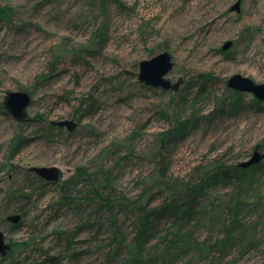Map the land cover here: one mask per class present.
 <instances>
[{
    "label": "rangeland",
    "instance_id": "1",
    "mask_svg": "<svg viewBox=\"0 0 264 264\" xmlns=\"http://www.w3.org/2000/svg\"><path fill=\"white\" fill-rule=\"evenodd\" d=\"M235 1L0 0V227L11 245L0 264H125L134 201L155 182L160 147L169 183L264 149V101L225 82L235 73L264 81V0L230 10ZM163 50L173 61L167 76L182 79L176 91L137 81L138 62ZM9 90L31 96L26 119L5 110ZM60 119L76 127L50 123ZM41 165L59 167L60 179L27 170ZM240 175L243 193L234 179L214 182L196 214L179 220L194 247L177 264H264V160ZM236 194L245 197L244 234L207 255L201 243L229 223L225 204ZM13 212L17 223L5 218ZM168 217L144 250L162 248L175 229Z\"/></svg>",
    "mask_w": 264,
    "mask_h": 264
},
{
    "label": "trees",
    "instance_id": "2",
    "mask_svg": "<svg viewBox=\"0 0 264 264\" xmlns=\"http://www.w3.org/2000/svg\"><path fill=\"white\" fill-rule=\"evenodd\" d=\"M90 105L93 104H89L88 111L91 109ZM164 148L165 145L160 147L155 153L154 162L156 170L153 178L155 182L147 184L140 194V197L134 201L136 211L134 214V225L136 231L131 240L124 242V247H126L128 252L124 259L125 264H168L170 262V264H177L176 259L178 256L181 257L192 251L194 247L191 231L186 230L184 232L181 229L182 222L180 223L179 220L183 218L190 220L196 214L197 208L200 207L198 205L199 197H206L209 187L214 182L216 183L222 179L225 183L226 181L230 182V180L232 181L234 179L235 193H243V182H241L243 180L237 176L249 167H239L236 164L225 165L216 163L214 170H206V167L198 164L191 168V171L195 175L196 173L199 174L198 177L192 175L190 176L192 179L169 183L167 179L169 163L165 161V157L163 156ZM38 179L41 180L40 178ZM155 187L156 190L153 191ZM96 194L98 195L99 192L96 191ZM239 194H236V197L232 198L230 203L225 204L227 209L226 214L229 213L230 219L229 223L221 225L218 238L204 240L201 243L202 248L207 249V255L209 252L224 254L230 245L239 238V235L244 234L245 230L240 218V212L245 204V197L243 198ZM101 199L103 200L101 201L102 203L109 205L112 203L111 197L101 196ZM162 216H169L168 218L171 219V224L175 229L171 233H168L170 230L167 229V234L159 240V242L161 241V245H163L161 249L159 248L157 250L153 248L146 251L144 247L150 235L149 231L152 230L157 224V220ZM113 222H115V219H113ZM225 222L227 221L224 220L222 223ZM114 231L115 236L112 240H116L117 245L123 247V238L119 239L120 234L118 236L117 232L119 230L115 229ZM175 260L176 262H172Z\"/></svg>",
    "mask_w": 264,
    "mask_h": 264
},
{
    "label": "water",
    "instance_id": "3",
    "mask_svg": "<svg viewBox=\"0 0 264 264\" xmlns=\"http://www.w3.org/2000/svg\"><path fill=\"white\" fill-rule=\"evenodd\" d=\"M240 1L236 0L230 7V10L239 11ZM233 44L232 40H226L221 45V50H228ZM173 67L171 55L167 50H163L148 59H143L138 62L137 81L154 87L171 89L176 91L182 82V79L172 82L167 76L168 72ZM128 72V71H127ZM226 85L237 91H246L253 94L259 101H264V81L255 82L252 78L243 76L239 73L230 75L226 79ZM31 102V96L28 92L22 90H9L3 97V106L9 115L17 121L26 119L27 108ZM52 125L65 127L68 130H73L76 127V122L71 119L51 120ZM264 158V151L259 150V144L253 147L250 157L244 161L238 162L239 167H248L260 162ZM28 171L34 172L39 177L47 181H58L62 175L59 167L55 165L29 166ZM21 218L19 213L9 214L6 219L12 223H17ZM11 245L6 241L3 230L0 227V256L6 257L10 254Z\"/></svg>",
    "mask_w": 264,
    "mask_h": 264
},
{
    "label": "flooded vegetation",
    "instance_id": "4",
    "mask_svg": "<svg viewBox=\"0 0 264 264\" xmlns=\"http://www.w3.org/2000/svg\"><path fill=\"white\" fill-rule=\"evenodd\" d=\"M259 150L260 151H264V149H261V147H260V145H259ZM262 160H264V158L262 159ZM261 160V161H262ZM260 161V162H261ZM260 162H258V163H260ZM258 163H255V164H253V165H251V166H249V167H252V166H256V165H258ZM33 174H35L34 172H32ZM35 175H37V174H35ZM37 177H39L38 175H37ZM40 179H42V180H45V179H43V178H41V177H39ZM46 182H50V181H47V180H45ZM13 213H18V212H13ZM13 213H11V214H13ZM9 214H7L6 216H5V218L8 216ZM7 220V219H6Z\"/></svg>",
    "mask_w": 264,
    "mask_h": 264
}]
</instances>
